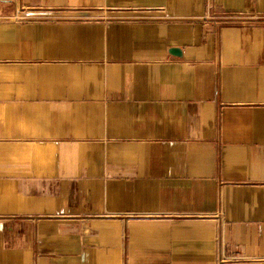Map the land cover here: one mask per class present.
<instances>
[{
	"label": "crops",
	"instance_id": "crops-1",
	"mask_svg": "<svg viewBox=\"0 0 264 264\" xmlns=\"http://www.w3.org/2000/svg\"><path fill=\"white\" fill-rule=\"evenodd\" d=\"M0 264H264V0H0Z\"/></svg>",
	"mask_w": 264,
	"mask_h": 264
}]
</instances>
